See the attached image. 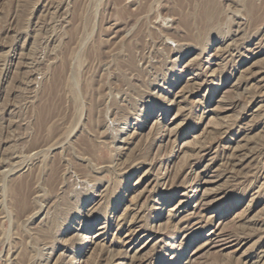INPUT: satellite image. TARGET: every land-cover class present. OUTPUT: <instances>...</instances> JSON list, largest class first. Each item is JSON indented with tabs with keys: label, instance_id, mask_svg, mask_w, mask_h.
Returning a JSON list of instances; mask_svg holds the SVG:
<instances>
[{
	"label": "rangeland",
	"instance_id": "1",
	"mask_svg": "<svg viewBox=\"0 0 264 264\" xmlns=\"http://www.w3.org/2000/svg\"><path fill=\"white\" fill-rule=\"evenodd\" d=\"M0 264H264V0H0Z\"/></svg>",
	"mask_w": 264,
	"mask_h": 264
}]
</instances>
